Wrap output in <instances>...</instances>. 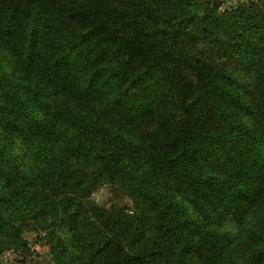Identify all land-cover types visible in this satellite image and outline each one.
Instances as JSON below:
<instances>
[{
  "label": "trees",
  "instance_id": "1",
  "mask_svg": "<svg viewBox=\"0 0 264 264\" xmlns=\"http://www.w3.org/2000/svg\"><path fill=\"white\" fill-rule=\"evenodd\" d=\"M221 5L0 0V256L264 264V0Z\"/></svg>",
  "mask_w": 264,
  "mask_h": 264
},
{
  "label": "rangeland",
  "instance_id": "2",
  "mask_svg": "<svg viewBox=\"0 0 264 264\" xmlns=\"http://www.w3.org/2000/svg\"><path fill=\"white\" fill-rule=\"evenodd\" d=\"M239 5L242 3H246L249 0H238ZM223 4V1L220 0ZM237 4V5H238ZM235 5V6H237ZM222 6V5H221ZM224 7L230 8L229 4H223ZM234 6V7H235ZM92 201L95 203L109 208L112 205H125L126 207H130V201L123 195H118L114 192V190L107 185L100 186L92 195ZM39 233L27 232L25 233V239L29 243L30 252L25 257H20L19 259H14L12 261L7 262V264H55L51 261L50 255L48 252V248L45 244V240L39 238Z\"/></svg>",
  "mask_w": 264,
  "mask_h": 264
},
{
  "label": "built area",
  "instance_id": "3",
  "mask_svg": "<svg viewBox=\"0 0 264 264\" xmlns=\"http://www.w3.org/2000/svg\"><path fill=\"white\" fill-rule=\"evenodd\" d=\"M223 1V4L225 2V4H229L230 5V8L234 7L235 5H237L239 3L238 0H222ZM222 4V8H227V7H224ZM229 9V8H227ZM16 258V255L13 251H7V252H4L1 254L0 256V264H7V262L9 261H12Z\"/></svg>",
  "mask_w": 264,
  "mask_h": 264
}]
</instances>
